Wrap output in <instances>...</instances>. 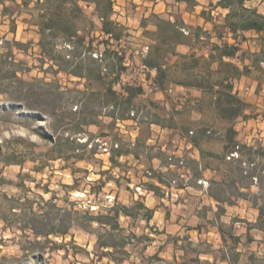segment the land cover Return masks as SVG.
Wrapping results in <instances>:
<instances>
[{"label":"rangeland","instance_id":"374dc122","mask_svg":"<svg viewBox=\"0 0 264 264\" xmlns=\"http://www.w3.org/2000/svg\"><path fill=\"white\" fill-rule=\"evenodd\" d=\"M217 1L196 0V6H188L186 3H177L176 0H114L113 20L123 26V39L120 43L112 40L108 48L125 56L124 69L119 73V83L122 86L143 88V92L129 99L122 87L116 84L114 90L120 94V97H114L115 102L96 80L87 81L59 74L57 78L60 88L55 105L58 111L52 109L54 87L50 84L54 81V77L38 70V66H41L39 49L36 46L39 36L23 23L22 20L27 16L22 15L18 18L16 35L9 31L11 20L3 21L0 18V46H2L0 54L12 52V61L22 70L17 74L20 78L28 82H33L35 79L43 81L36 85L43 90L42 103L46 106L42 107L44 110L42 113L30 111L21 106V103H15L12 97L8 100L5 95H0V264L108 263L107 258L102 262L97 261L95 236L74 229L71 232L75 236L74 239L71 236L66 239L51 237L46 241L34 237L29 231L21 230L24 224L19 214L25 203V197L34 199L35 209L39 211L38 197L42 196L44 200L52 197V194L44 193L45 187L57 192L60 200L69 195L70 202L79 203L78 208L92 207L95 213L114 206L116 202L127 206H136L140 202L149 206V209L157 210L149 225L143 220L142 216L145 213L142 210L138 211L141 216L136 220L121 218L120 223L126 230L125 235L135 234L141 237L140 240L132 239L134 246H128L131 255L129 261L124 264H226L221 259L226 254L232 259H236L239 255L236 264H251L253 257L251 253L256 255L254 258L256 264L264 263V245L259 247L256 243L250 249L240 247L241 251H237V246H234L231 239H228L227 246L220 242L208 219L213 218L214 215L204 198L205 185H199L200 181H194L197 177L196 172L200 171L195 164L194 156L200 154L199 151L202 150L218 152V154L224 152L225 159L233 164L224 167L225 173L228 171L236 174L244 184L251 183V178L249 180L247 178L255 171L259 176V180H254L256 189L250 192L249 197L244 198L241 195L238 197L241 201L249 200L257 211L240 207L221 218L224 212L220 209L216 219L220 224L225 225L228 233L234 228L231 225L234 221L237 223L234 233L242 234L243 237L247 225L250 224L247 220H252L251 224L254 226L251 228L257 225L264 228V219L261 221L259 218V210L264 208V87L258 88L257 82L252 78L242 77L234 81L233 94L237 95L245 105V118L227 122L219 119L218 110L214 105L215 99L211 95H203L202 92L194 89L176 92L177 86L169 84L166 86L167 91L164 92L165 99L158 100L152 92L153 83L144 85L149 74L151 79L154 72L147 70L143 63L150 51L147 48H151L154 44L151 35L148 34L154 31L152 24L156 19L152 16L171 18L173 21L179 16L191 26H201L205 30H211L212 24H206L202 16L203 12L208 13L206 16H209L212 11V16L217 17V12L212 10ZM248 5L258 7L264 14V0H253ZM7 6L11 7V3L8 2ZM1 10L2 6L0 12ZM85 11L89 18L96 21L97 28L93 34L100 37V24L93 16V8H85ZM246 36L250 39L256 38L252 33H247ZM102 37L109 38L104 35ZM227 40L233 43L230 35H227ZM14 42L28 46L18 49ZM256 46L257 42L253 41L242 44L243 49L252 52L257 50ZM105 48L102 45L99 52L95 53L97 55L95 58L103 59L100 53ZM185 49V46H181L178 52L181 53L180 51ZM3 60L4 58L0 57V62ZM176 60L168 57L170 64ZM100 64L103 67V75L107 79L113 78L114 75L111 74L109 77L107 70L109 66L114 65L111 55L109 54ZM1 68L4 71L0 72V85L4 84L2 79L7 74L11 77V85L14 84L12 67L10 69L7 65L0 67V70ZM47 68L48 64L44 66V70ZM98 89L103 90L99 96L76 93L82 91L91 94ZM71 90L74 92H69ZM70 97L75 100L71 111H83L86 106L88 110L86 118L92 122L89 126L79 128L91 135L90 140L87 139L86 134L78 132L73 135L76 140L89 141L92 145L96 139L108 143L116 141L121 143L120 148H123V153L135 149L137 153H141L143 150L151 149L152 153L156 155L163 153L166 158L169 156L182 158L184 166H175L165 175L169 179L177 180L178 190L170 191L167 196L165 192L155 194L146 193L144 190L138 192L136 188L139 185L136 182L140 180V185L145 188L155 186L152 179L162 176L161 171L154 169L145 157L144 168H139V163L134 160L129 165L123 164L118 155L112 154L113 150L104 152L103 148L95 143V153H85L81 148L79 152L76 151V154H85V160L66 159L67 146L63 139L68 138L71 134L70 129L77 127L79 120L83 118L81 115L70 117L66 113L65 108ZM131 112L139 116L138 126L129 120ZM121 115L127 119L119 120L118 116ZM228 129L236 130L237 142L244 149L231 147L221 138V135L227 134ZM206 131L213 135L219 133L221 135H210L212 141L208 143L202 138L197 149H183L182 133L186 137H192L190 132L196 134ZM132 140L136 141L135 147L131 146ZM88 150H90L89 146ZM234 152H238L239 157L228 159ZM111 156L112 159L114 158L112 161ZM11 158L13 163L6 165V161L11 162ZM166 161L168 162V159ZM211 162L216 164L215 160ZM253 163L255 167H251ZM36 168H41L43 171L37 172ZM147 170L154 171V176L147 177ZM187 171L191 172L193 181L188 178ZM244 171L249 175H245ZM72 185H76L77 190L68 194L63 186ZM24 191L27 193L23 194ZM221 199L227 197L223 195ZM57 204L66 207L62 201H58ZM198 227L204 230L202 236L196 232ZM206 231L212 234L207 235ZM253 234L260 242L262 235L256 232ZM156 254L161 261H158Z\"/></svg>","mask_w":264,"mask_h":264},{"label":"trees","instance_id":"16d2710c","mask_svg":"<svg viewBox=\"0 0 264 264\" xmlns=\"http://www.w3.org/2000/svg\"><path fill=\"white\" fill-rule=\"evenodd\" d=\"M176 1L177 3H186L188 6L197 5L196 0ZM252 1L218 0L212 8L217 12V17L212 16V11L209 16H206L208 14L206 12H203L202 16L206 24H212L211 30H205L201 26H191L179 16L175 17L173 21L171 18L165 19L153 15L152 17L156 19L152 24L154 31L148 32V34L151 35L154 44L149 48L150 51L143 63L147 70L156 72L154 82L159 89L165 92L167 91L166 86L169 84L195 89L202 92L203 95L213 96L220 120L231 122L237 118H245V105L237 95L233 94L234 81L247 77L257 82L258 88L264 87V14L258 7L248 5ZM8 2L11 3V7L7 6ZM114 4V0H0V6H2L0 18L3 21L11 20L9 30L11 33L17 34V20L22 15H26L27 18L22 20L23 23L27 24L39 36L36 46L39 49L41 66H38V70L54 77L50 86L54 87L52 109L55 111L59 110L55 107L56 96L59 94L58 88H60L57 78L59 74L87 81L96 80L115 102L114 97H120V94L114 90L116 84L122 87L129 99L143 92V88L130 85L122 86L119 83V73L124 69L125 56L108 48L112 40L120 43L123 39V26L113 20ZM85 8H93V16L100 24V37L93 34L97 28L96 21L89 18ZM144 27L147 28V26ZM247 33L256 35V38H248ZM102 35L109 38L105 39ZM227 35H230L233 43L227 40ZM250 41L257 42V50L254 52L242 48L243 43ZM14 44L18 49L28 46V44L20 42H14ZM102 45L106 48L100 53L103 59L99 60L94 57V54L99 52ZM180 46H185L188 52L179 53ZM11 54V51L0 54V57L4 58L0 62V67L7 65L10 69L12 67L14 84L11 85V77H8V74L4 75L2 79L4 84L0 85V95H5L8 100H11L12 97L15 103H21V106L30 111H41L42 113L44 111L42 107H46L42 103L43 90L36 84L43 83V81L35 79L33 82H28L20 78L17 74L22 70L18 68V64L12 61ZM109 54L114 65L107 69L109 70L108 75L110 77L112 74L114 77L107 79L102 73L103 67L100 63L106 60ZM168 57L177 60L170 64ZM47 64L48 68L44 70V66ZM3 71L1 68L0 72ZM9 74L11 76V70ZM150 77L149 74L148 79ZM102 91V89H98L91 94L82 91H76V93L99 96ZM73 102H75L74 98L70 97L66 104V113L70 117L81 115L83 118L79 120L77 127L70 129L71 134L68 138L63 140L68 153L65 158L79 161L86 159L85 154H76V151L79 152V148L85 153H95L96 148L92 145L88 150V146L91 145L89 141L80 142L74 138L73 135L78 132L86 134L87 139L90 140L91 135L79 128L89 126L92 122L86 118L88 111L86 106L83 111H71ZM118 119L124 121L127 118L121 115L118 116ZM192 135V137H187L196 147L199 146L203 137L211 138L207 131L196 134L193 132ZM236 136L235 129H228L227 134L221 135V138L231 147L244 149L237 142ZM32 145L35 146V144ZM228 148L229 146H227ZM122 150L123 148L115 149L112 154L121 157ZM110 159L112 161L114 158L112 159L111 156ZM9 163H13L12 158L11 162L6 161V165ZM251 167H255V163L251 164ZM252 169L254 170V168ZM36 171L42 172L43 169L36 168ZM243 173L249 175L247 171ZM248 177H253L256 181L259 180L255 171ZM157 179L162 182L161 176ZM63 188L68 191V194L77 190L76 185L63 186ZM149 188L154 189L155 186H149ZM26 191L23 194H26ZM44 193L52 194V197L49 200H44L42 196L38 197L39 211L35 209V200L25 197V203L19 214L23 218L24 224L21 230L29 231L34 237H40L46 241L51 237L66 239L71 236L74 239L75 236L71 234L74 229L95 236L97 261L102 262L107 258V264H124L129 261L131 254L128 246H134L132 239H141L135 234L125 235L126 230L120 223L121 218L136 220L141 216L138 211L142 210L145 213L142 216L143 220L149 225L155 214V210L149 209L140 202L136 206H127L116 202L114 206L95 213L92 211V207L78 208L79 203L70 202L69 195L60 200L57 192L49 190L48 187H45ZM58 201L64 202L66 207L59 206ZM259 212V218L262 221L264 208H260ZM254 228L264 232V228L258 225ZM221 233L224 235L222 228ZM252 240L250 237L249 241ZM252 256L251 264H256L255 255ZM156 257L158 258L157 254ZM221 259L228 261L229 264L237 263L236 259H232L229 254L222 256ZM158 261H161V258H158Z\"/></svg>","mask_w":264,"mask_h":264},{"label":"crops","instance_id":"0c3cea01","mask_svg":"<svg viewBox=\"0 0 264 264\" xmlns=\"http://www.w3.org/2000/svg\"><path fill=\"white\" fill-rule=\"evenodd\" d=\"M181 47V46H180ZM179 47V48H180ZM178 48V49H179ZM181 53H187L188 49L186 48L185 50L180 51ZM145 67V66H144ZM147 69V68H146ZM156 76V72L154 71L152 73V78L151 79H146L145 84H152V88H153V95L156 97V99L158 100H162L165 99V93L164 91H162L161 89H159V87L155 84L154 82V78ZM143 85V86H144ZM176 86V85H175ZM145 87V86H144ZM186 89L184 87L181 86H177L175 88V91L177 92L178 90H183ZM187 90H191V89H187ZM195 90V89H194ZM145 91V88H144ZM200 92V91H197ZM160 127V126H159ZM165 130V128H164ZM181 144L183 149H190V148H195L197 149L198 147H196L195 145H193V143H191V141L185 136L183 135V133L181 134ZM203 139H205L204 141L206 143L211 142L212 139L208 138V137H203ZM139 146V144H138ZM129 149L130 146L128 145ZM139 149V148H138ZM137 149L130 150L123 153V155H121L120 159L122 161V163L124 164H131L133 162V160L136 163H139V168H144V157L148 160L149 164H152L154 169H159L161 171V174L163 175H167L170 171V169L168 166V162L166 161V156L163 153H160V155H156L155 153H152L151 149H146L143 150L141 153H137L136 152ZM222 151V148H221ZM200 154H198L197 156H194V158L196 160V166L199 167V172H196V176L194 178V181H202V182H208V186L205 187L203 186L204 190V198L207 200V203L209 205V208L211 210V212H213V218H208L211 227L213 228V230L215 231V236L220 239V242H222L225 246L228 245V239H231L233 241L234 246L236 247L237 251H241L240 247H244L245 249H250L251 246H253V244H259L260 246L264 245V232L257 230L255 228H251L254 225L251 224L252 220H247L248 224L247 228L244 232L243 235H245V237L242 236V234H236L234 233L235 231V226L237 223L231 222V225L234 226V228H231L230 232L228 233L225 229V225H222L218 222V220L216 219V215L218 210L222 209L224 212V215L221 216V218H224L225 216H228L230 211H234L239 209L240 207H245V209L247 210H253L254 212H256L257 210L254 209L251 206V203L249 202V200L246 199H241L238 196H243L245 197H249L250 196V192L254 191L256 189L255 183H254V178L251 177V183H247L244 184V182L239 179V177L234 173H229L228 171L225 173L224 171V167L225 166H231L233 165L231 162H228L224 155V152H221L220 154H218V152H210V151H206V150H202L199 151ZM219 155V156H218ZM182 157V156H181ZM215 160L216 164H213L211 161ZM215 165V166H214ZM184 169V168H183ZM189 173L188 178L189 179H193L192 178V174L190 171H187ZM160 173V172H159ZM182 177H187V175H182ZM191 177V178H190ZM153 180V184L155 185V188L146 190L145 192H149V194H155L156 192H161L160 190V185L161 182L157 179L154 178ZM247 180H249V177L247 178ZM145 181V180H143ZM193 181V180H192ZM231 184H230V182ZM198 183L199 185H203V183ZM141 181L139 180L138 182H136V184L140 185ZM135 184V185H136ZM133 185V184H131ZM227 197V199H221V197ZM143 196H145V194H143ZM151 195H148V197ZM235 197H238L237 200H234ZM149 207V206H147ZM222 207V208H220ZM157 210L155 211V214H157ZM155 216V215H154ZM222 223V222H221ZM232 227V226H231ZM221 228L222 230H224V235L223 233H221ZM203 228L198 227L196 229V232L199 234V236H202L203 234ZM254 232L258 233V235H262L261 236V241L258 242L256 240V236L253 234ZM207 235L212 234L211 232L206 231ZM252 238V241H249V238ZM263 237V239H262ZM246 238V239H244ZM226 240V241H225ZM211 242V241H209ZM255 255V253H251V256ZM226 256V255H224ZM256 256V255H255ZM223 262H225L226 264H229L228 261L226 260H222Z\"/></svg>","mask_w":264,"mask_h":264},{"label":"built area","instance_id":"2783aa9c","mask_svg":"<svg viewBox=\"0 0 264 264\" xmlns=\"http://www.w3.org/2000/svg\"><path fill=\"white\" fill-rule=\"evenodd\" d=\"M149 48H147L148 50ZM94 57H97L96 54H94ZM131 118L129 119L131 122H133V124L135 126H138V122L140 120L139 116H136L134 112H131ZM125 123V122H124ZM190 134H193V132H190ZM209 135H212V136H217V135H221L220 133L219 134H212L211 132H208ZM96 145H100L101 148H103V151L104 152H109V150H115V149H119L121 147V143L119 142H116V141H112L110 143L108 142H103L102 140L100 139H96L95 142H94ZM93 143V145H95ZM131 146L135 147L136 146V141L135 140H132L131 141ZM89 147L91 148L92 147V144L89 145ZM237 149L239 147H236ZM239 155H238V152H234V153H231V155L228 157V159H231V158H238ZM168 166L169 168H173L175 166H184V160L182 158H175L173 156H169L168 158ZM146 174H147V177L151 178L154 176V171L152 170H147L146 171ZM162 182H161V185H160V190L161 192H165L166 196L169 195V192L171 191H174V190H178V186H177V180L176 179H169L167 177H165V175H162ZM202 182V181H200ZM206 187L208 186V182H202ZM137 191L138 192H142L143 190L146 191V190H149V187L147 186V188H145L143 185H139L137 186Z\"/></svg>","mask_w":264,"mask_h":264}]
</instances>
